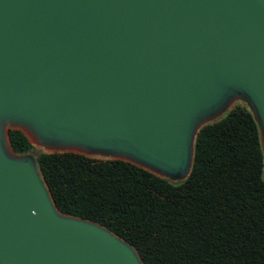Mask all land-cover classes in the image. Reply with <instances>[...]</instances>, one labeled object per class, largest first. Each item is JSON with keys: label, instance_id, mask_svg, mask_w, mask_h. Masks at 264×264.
<instances>
[{"label": "water", "instance_id": "water-1", "mask_svg": "<svg viewBox=\"0 0 264 264\" xmlns=\"http://www.w3.org/2000/svg\"><path fill=\"white\" fill-rule=\"evenodd\" d=\"M235 98L264 150V0H0V264H145L59 210L11 129L183 181L199 130Z\"/></svg>", "mask_w": 264, "mask_h": 264}, {"label": "trees", "instance_id": "trees-1", "mask_svg": "<svg viewBox=\"0 0 264 264\" xmlns=\"http://www.w3.org/2000/svg\"><path fill=\"white\" fill-rule=\"evenodd\" d=\"M10 141L35 155L61 212L107 227L145 264H264V150L245 102L201 127L183 181L121 159L37 151L20 130Z\"/></svg>", "mask_w": 264, "mask_h": 264}, {"label": "rangeland", "instance_id": "rangeland-1", "mask_svg": "<svg viewBox=\"0 0 264 264\" xmlns=\"http://www.w3.org/2000/svg\"><path fill=\"white\" fill-rule=\"evenodd\" d=\"M239 101H243V102H245L242 98H235V99H233L229 104H227L223 109H225L226 107H230L231 105H233L234 103H237V102H239ZM227 108V109H228ZM222 109V110H223ZM221 110V111H222ZM220 111V112H221ZM220 112H218L217 113V115L220 113ZM225 111H223V112H221L220 114H219V116L220 115H222L223 113H224ZM218 116V117H219ZM36 146V150L37 151H51V149L50 148H46V147H44V146H39V145H35ZM90 156H93V157H98V158H116V156L115 155H113V153H110V154H105V155H103V154H94V153H88ZM179 181H181V180H179Z\"/></svg>", "mask_w": 264, "mask_h": 264}, {"label": "bare ground", "instance_id": "bare-ground-1", "mask_svg": "<svg viewBox=\"0 0 264 264\" xmlns=\"http://www.w3.org/2000/svg\"><path fill=\"white\" fill-rule=\"evenodd\" d=\"M8 127H9V123H4V125H2V130H3L4 133H5V131L7 130Z\"/></svg>", "mask_w": 264, "mask_h": 264}]
</instances>
